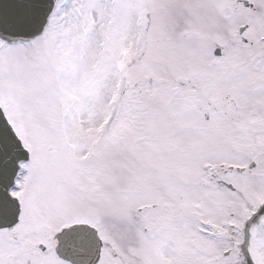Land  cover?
<instances>
[{"label":"snow or ice","instance_id":"6c2138e0","mask_svg":"<svg viewBox=\"0 0 264 264\" xmlns=\"http://www.w3.org/2000/svg\"><path fill=\"white\" fill-rule=\"evenodd\" d=\"M0 264H264V0H0Z\"/></svg>","mask_w":264,"mask_h":264}]
</instances>
